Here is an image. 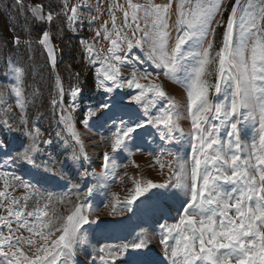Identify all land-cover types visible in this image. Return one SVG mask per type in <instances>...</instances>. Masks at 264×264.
I'll use <instances>...</instances> for the list:
<instances>
[{
    "label": "snow or ice",
    "instance_id": "obj_1",
    "mask_svg": "<svg viewBox=\"0 0 264 264\" xmlns=\"http://www.w3.org/2000/svg\"><path fill=\"white\" fill-rule=\"evenodd\" d=\"M15 2L18 7H24V0ZM83 2L85 0H81ZM79 6H72V15L67 17L69 21L77 18ZM114 7L123 10L124 23L118 27L115 15L110 17L113 31L109 32L105 27L103 37L110 42L107 55L103 59L99 55L93 56L94 45L82 42L89 53V61L101 65L97 73V87L110 92L113 87L120 88L125 84L130 88L134 86L139 94L132 96V99L143 107L149 123L158 129L162 126L160 139L169 141L177 131L183 135L179 125L182 114L161 84L139 82L141 79L149 80L150 74L139 76L133 72L130 79H121V67L128 60L127 54H118L122 51L121 43H126L129 50L134 46L143 48L147 44V58L186 90L187 118L191 124V163L189 166L187 160L184 163L177 161L175 187L183 191L185 198L181 201L182 214L179 219L174 223L159 224V243L163 246L164 257L170 264H264V0H260L259 5L249 2L246 7L242 6L241 0H235L225 22L222 46L215 57L211 54L212 42L204 46L211 31L213 15L220 8L215 0H195L194 4L192 0H175L177 36L171 49L168 19L172 14L173 0L164 4L154 3V0H148L146 4L126 0V6L117 4ZM30 10L38 20H53L51 13L43 14L41 5L32 6ZM141 20L144 21L143 27ZM128 27H132L133 37L137 33L142 35L134 41L127 34L122 35L123 28ZM237 27L240 29L238 36ZM16 41L19 43V37ZM38 42L48 48L54 64V50L49 47L50 33L42 30ZM186 45L189 47L187 52L184 51ZM213 64L214 84L207 79L212 74L209 67ZM14 72L16 86L13 91L20 98L16 104L23 110L21 84L24 72L19 67L14 68ZM180 72L182 76H178ZM107 82H111V86ZM57 83L59 87V80ZM59 90L62 95L63 89ZM213 90L216 93L225 91L228 103L214 104L210 100ZM78 92V87L72 88L71 97L75 99ZM165 99L168 107H163L161 103L156 114L151 115L150 110L156 108L158 100L162 102ZM52 103L55 105L57 101L53 100ZM60 103L62 105V101ZM71 107L69 105V109ZM99 107L107 109L109 105L105 102ZM61 110L67 111L63 107ZM61 120L71 133V138L81 145V154L86 158L71 113L63 115ZM21 122H24L23 119ZM248 122L258 124V127L253 126L251 142L245 143L242 136L248 134ZM83 123L87 126V121ZM4 125L11 130L7 120ZM143 126L136 123L135 128L129 127L121 120L111 137L112 150H127L126 139L136 128ZM221 128L226 130L227 140L221 136ZM26 135L29 143H22V151L18 150L15 156H10L3 140H0V153L9 157L12 163L21 160L39 167L35 154L41 151L39 144L42 133L38 127H33ZM43 142L50 143L48 140ZM73 159L78 157L74 155ZM110 159L105 153L103 167L106 170ZM0 181L3 182L0 210L4 213L0 214V225L7 229V234L0 232V264H68L75 254L77 241L81 244L87 242L81 229L90 223L86 214L88 206L75 204L65 216L53 204L54 200L63 204L64 196L54 197L52 193L40 195L38 188L8 171H0ZM13 182L25 189L22 197L11 196L9 189L15 191ZM157 186L151 180L142 183L134 179V188L127 203L131 204L145 191ZM91 192L89 188L86 195ZM33 195L39 196V199L29 210L28 201ZM41 200H44L43 204ZM21 230L29 235L24 236ZM145 246L143 239L131 244L105 245L99 249L98 258L103 264H112L129 247L141 249Z\"/></svg>",
    "mask_w": 264,
    "mask_h": 264
},
{
    "label": "rangeland",
    "instance_id": "obj_2",
    "mask_svg": "<svg viewBox=\"0 0 264 264\" xmlns=\"http://www.w3.org/2000/svg\"><path fill=\"white\" fill-rule=\"evenodd\" d=\"M67 3L65 8L68 16L72 15L70 9L73 5L79 4L77 18L70 21L71 24H77L79 27L85 26L88 32L86 39L87 44L95 47L93 55H99L101 59L107 55V49L110 42L105 40V27L112 32V22L110 17L115 15L116 24L122 27L124 23L123 10L114 5L126 6V0H64ZM136 3L146 4L148 0H134ZM169 0H154V3L164 4ZM193 4L195 0H192ZM220 4L219 11L213 15L211 21V31L204 42L211 41L213 44L211 54L215 57V53L219 50L223 43V33L225 30V22L231 12L235 0H215ZM255 5L260 4V0H241L242 6L246 7L247 3ZM143 17V12L140 13ZM175 0H173L172 14L168 19L170 33L169 49L174 45L177 36L175 25ZM131 24V17H129ZM141 27L144 21H140ZM239 24V21H237ZM132 27L123 28L122 35L127 34L129 39L133 41L139 38L142 33H137L136 37L132 36ZM148 29H145L147 31ZM239 27L236 28V35L239 34ZM97 32L100 33L97 36ZM122 51L118 54H127L128 60L126 65L121 67V79L131 78V74L136 72L139 76L145 73L150 74L149 80L141 79V84L158 83L161 84L167 92L168 97L175 100L177 110L182 114L179 121L180 127L183 129V135L179 131L175 132L172 140H161L160 129L148 122L149 117L145 116L143 107L137 104L132 96L138 95L139 90L128 87L115 88L106 92L103 88H99V94L91 99H84L81 103L80 93L75 99H72L71 108L81 111V126L75 127L81 133V141L83 151L86 158L80 151V144L72 139H62L59 144V151L62 152V161L58 163V158H50L51 163H44L42 169L17 160L12 163L9 157H5L0 153V171H8L20 177L23 181L30 182L35 188L40 190V195L52 193L54 197H65L63 204H53L58 212L67 215L68 211L75 204H85L88 206L86 214L89 217V224L83 225L81 234L87 237L86 243H77L74 245L75 254L71 257L68 264H103L98 258L99 249L105 245H124L133 242H139L140 239L146 241V246L141 249L129 247L124 250L112 264H170L163 255V246L159 243L161 238V223H174L179 219L181 209V201L185 198L183 191L175 187L176 179L174 173L178 170L177 161L191 163L190 136L191 131L190 120L187 118L186 110V90L176 82L175 79L169 78L164 74V70L156 68L151 60L147 58L148 45L143 48L134 46L131 50L127 48L126 43H121ZM47 49V47H46ZM198 50V49H195ZM185 52L189 51L186 45ZM101 67L98 62V70ZM209 71L212 73L207 77L210 83L216 82L215 64L210 65ZM183 73H178L182 76ZM14 76L11 75L10 78ZM111 86V82H107ZM61 81H59V88ZM225 91L216 93L214 90L210 93V100L215 103H228L225 100ZM150 98V97H149ZM77 100V101H75ZM61 102V93H60ZM107 103L109 108L99 107L102 103ZM168 107L167 100L160 102L158 100L156 108L150 110V114L154 115L157 108ZM61 108L63 107L60 103ZM68 107V105H67ZM69 109V107H68ZM70 110V109H69ZM246 113V110L241 109ZM71 112V111H70ZM89 113H92L91 115ZM65 115L66 112H65ZM105 118V116H107ZM242 118V117H241ZM123 120L126 126L135 128L136 123H142V128H136L126 139L127 150L120 149L113 151L111 148V137L116 127L120 126ZM258 120V117H257ZM87 121V126L83 123ZM115 121V124H114ZM102 122L94 127V123ZM212 123L219 124L218 121ZM0 125L5 128V132L9 134V128L4 125L3 117L0 114ZM253 122H248V134L242 136L245 143H250L253 135ZM225 129H220L221 136L227 140ZM69 132V131H68ZM70 133V132H69ZM71 134V133H70ZM95 142V143H94ZM98 151V157L87 154L86 146ZM20 148H11L7 151L10 156H15ZM62 150V151H61ZM107 153L110 156L109 167L106 170L103 167V157ZM168 153H172L169 155ZM78 159H73V156ZM92 157V158H91ZM159 158V163H157ZM68 162V166L65 164ZM49 159L46 160L48 162ZM161 165H164L162 168ZM171 165V167H169ZM29 166V168L27 167ZM40 171L38 176L32 171ZM11 180V177L9 178ZM134 179L140 180L142 183L151 180L158 185L156 188H150L141 194L131 204L127 203L131 190L134 188ZM165 185V187H159ZM15 191L9 189L11 196L22 197L25 189L19 187L13 182ZM91 188L90 195H86L88 189ZM0 190H3V182L0 181ZM31 193V190H29ZM79 197V198H77ZM36 199L39 196L33 195L28 201V209L31 210ZM23 202V201H21ZM41 204L44 200L40 201ZM113 204L115 209L113 210ZM0 214L2 210H0ZM15 228V225H13ZM24 236L29 234L21 230ZM0 232L7 234V229L0 225Z\"/></svg>",
    "mask_w": 264,
    "mask_h": 264
},
{
    "label": "trees",
    "instance_id": "obj_3",
    "mask_svg": "<svg viewBox=\"0 0 264 264\" xmlns=\"http://www.w3.org/2000/svg\"><path fill=\"white\" fill-rule=\"evenodd\" d=\"M33 5H41L44 15L51 13L53 20L49 22L36 19L30 10ZM65 13L64 0H24L23 8L18 7L15 0H0V114L3 121L7 120L11 126L7 134L0 125V140L4 141L7 150L20 148L22 151L21 144L29 143L26 132L38 127L42 133L39 144L41 151L35 155L36 165L40 170L44 163H51L50 158H58V163L62 161V152L59 151L62 139L73 141L61 120L65 111L62 112L60 106L58 80L63 85L64 101L68 107L72 103L70 92L74 87H78L80 97H84L80 99L81 103L84 99L91 100L99 94L98 62L89 61V53L82 43L88 37L87 29L85 26L71 24ZM42 30L51 35L56 51L57 70L50 64L46 47L38 42L42 37ZM17 37L19 43L16 41ZM16 67L24 72L21 84L25 105L23 110L16 104V100L20 98L13 91L16 86ZM11 75L14 77L10 78ZM53 100L57 104L54 105ZM70 111L75 124L81 126V111L73 108ZM101 123H94L93 126ZM45 140L50 143H44ZM68 162L67 160L66 167ZM39 172L32 171L35 176Z\"/></svg>",
    "mask_w": 264,
    "mask_h": 264
},
{
    "label": "water",
    "instance_id": "obj_4",
    "mask_svg": "<svg viewBox=\"0 0 264 264\" xmlns=\"http://www.w3.org/2000/svg\"><path fill=\"white\" fill-rule=\"evenodd\" d=\"M33 6H35V5H33ZM44 14V13H43ZM43 21H45V20H43ZM49 47H52L53 48V50H54V56H55V63L53 64V62H52V59L49 57V59H50V64L54 67V69L55 70H57V66H56V51H55V47H54V43H53V41H52V38H51V35H50V43H49ZM47 50V53H48V48L46 49ZM48 56H49V54H48ZM57 74L59 75V73H58V71H57ZM60 88H62L63 89V93H62V95H61V101H62V106H63V108L64 109H66L67 111H65L66 112V114H68V112H70V110L68 109V107H67V104L65 103V101H64V88H63V85L61 84V87ZM71 113V112H70ZM71 115H72V113H71ZM72 118H73V116H72ZM72 123L74 124V120H72ZM74 126H75V124H74ZM75 129H76V127H75ZM76 131H77V129H76ZM78 132V131H77ZM79 133V135H80V138H81V133L80 132H78ZM81 140V139H80ZM82 142V141H81Z\"/></svg>",
    "mask_w": 264,
    "mask_h": 264
},
{
    "label": "bare ground",
    "instance_id": "obj_5",
    "mask_svg": "<svg viewBox=\"0 0 264 264\" xmlns=\"http://www.w3.org/2000/svg\"><path fill=\"white\" fill-rule=\"evenodd\" d=\"M94 143H95V142H94ZM85 148H86V151H88V152H87L88 155L93 156L94 158H95V157H98L99 154H98L97 148H96V149H91V148L89 147V145L86 146ZM97 154H98V155H97ZM91 158H92V157H91Z\"/></svg>",
    "mask_w": 264,
    "mask_h": 264
}]
</instances>
